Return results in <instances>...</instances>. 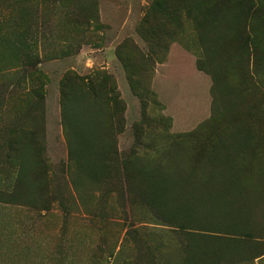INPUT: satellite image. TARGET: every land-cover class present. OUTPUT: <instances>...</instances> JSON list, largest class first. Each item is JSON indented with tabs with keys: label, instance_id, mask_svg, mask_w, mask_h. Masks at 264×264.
<instances>
[{
	"label": "rangeland",
	"instance_id": "obj_1",
	"mask_svg": "<svg viewBox=\"0 0 264 264\" xmlns=\"http://www.w3.org/2000/svg\"><path fill=\"white\" fill-rule=\"evenodd\" d=\"M155 2L0 0V57H4L0 61V191L9 195L0 202L12 204L3 208L7 217L1 215L0 224L12 239L9 264H184L183 234L189 229L158 225L150 209L135 204L142 183L135 179L129 186L122 170L123 160L133 155L155 156L161 149L157 147L172 143L176 135L199 129L211 117L213 83L209 76L204 95L203 84L196 80L199 95H191L182 104L175 86L167 87L168 92L164 89L162 76L169 73L170 57L177 55L173 50L193 42L195 32L183 19L185 28L191 30L175 35L172 18L151 8ZM179 3L168 0L173 9ZM149 12L152 19L153 15L158 18L157 32L155 21L148 30L143 24ZM140 26L142 35L138 34ZM145 37L154 46L164 42L170 48L166 61L160 47L153 49L154 59L165 62H158L152 84L154 63ZM5 40L8 43L3 45ZM107 49H113L119 67L124 65L134 76V92L126 76L119 83L118 66L105 69L103 54ZM68 72L108 75V87L115 86L125 104L123 113L111 120L118 155L107 163L106 174L83 180L79 189L72 182L74 167L62 129L61 81ZM193 77L185 76L194 90ZM168 79L176 81L172 74ZM259 81L264 91V76ZM22 131L38 135L33 144L36 149L41 151V144L45 147L49 211L41 209V192L34 195L33 204L10 197L15 169L8 156L13 153L12 141ZM254 264H264V260Z\"/></svg>",
	"mask_w": 264,
	"mask_h": 264
},
{
	"label": "trees",
	"instance_id": "obj_2",
	"mask_svg": "<svg viewBox=\"0 0 264 264\" xmlns=\"http://www.w3.org/2000/svg\"><path fill=\"white\" fill-rule=\"evenodd\" d=\"M179 2L173 9L168 0H156L151 8L172 18L175 35L191 30L183 19L191 23L193 42L182 45L201 51L197 68L213 83L211 117L199 129L157 147L155 156L123 160L122 170L129 186L135 179L142 183L135 204L150 209L158 225L189 229L183 234L184 264H254L264 258V91L259 81L264 76V0ZM151 16L147 13L143 24L148 30L155 21L157 32L158 18ZM145 40L152 76L159 62L153 49L160 47L166 61L170 48ZM122 66L134 92V76ZM109 79L68 72L61 81L62 129L76 189L83 180L106 174L107 163L118 155L111 120L125 104L117 88L108 87ZM37 137L22 131L11 143L8 161L15 172L10 197L33 204L41 192V209L49 211V165L45 147L33 146Z\"/></svg>",
	"mask_w": 264,
	"mask_h": 264
},
{
	"label": "crops",
	"instance_id": "obj_3",
	"mask_svg": "<svg viewBox=\"0 0 264 264\" xmlns=\"http://www.w3.org/2000/svg\"><path fill=\"white\" fill-rule=\"evenodd\" d=\"M113 49H107L104 54H103V64L106 65L107 70H110V68L112 67H117V70H119V72H121L122 77L119 78V83H121V81L123 80L125 75V71L124 68L122 66H120V64H117L118 62V58L116 56V52H114ZM177 53V55H172L170 57V64H169V73L166 72L165 75L162 76V84L165 85L164 89H166L167 91V87H171V86H175L177 88V92H176V96H180L179 97V104L183 103L184 99L190 100V96L196 94L197 96L199 94H197V92H195L196 88H195V82L196 80H198L200 82V84H203V91L201 92V96L204 95V91L206 89L207 84L210 83V78L203 72L199 71L197 68V61L198 59L201 57V51L200 50H190L187 48H184L183 46L175 48L173 50V53ZM97 60V59H96ZM93 60H89V62L92 63L91 66H94V63L92 62ZM89 64V63H88ZM164 64V63H162ZM158 65V63L155 64L154 66V72L156 73V66ZM115 70V68H113ZM171 74L173 75V78L176 79V81H174V83H171L168 79L169 76H171ZM190 74H193L194 77L191 78L190 80L193 82L194 85V90L190 88V86L188 85V80L189 78H185V76H190ZM120 75V76H121ZM155 74L153 73V75L151 76V84L152 81L154 83L155 79ZM126 81L127 77H126ZM122 85V84H121ZM123 86V85H122ZM151 89V88H150ZM152 90V89H151ZM152 92V91H151ZM168 92V91H167ZM195 97H192L191 100H193ZM200 99V98H199ZM198 99V100H199ZM193 102V101H190ZM9 195H0V199L2 201H6L8 200ZM11 206L12 204H5L0 202V210H2L0 212V217L1 215H4V209L6 208V206ZM5 217H7L6 215H4ZM1 221V218H0ZM12 239H9V231L7 228L2 227L0 224V264H9V250L8 247L10 245V247L13 245L12 244ZM261 260H264L261 259ZM259 259V261H261Z\"/></svg>",
	"mask_w": 264,
	"mask_h": 264
}]
</instances>
